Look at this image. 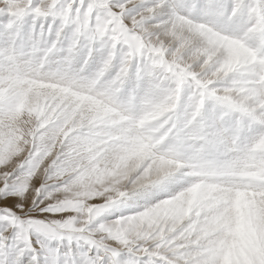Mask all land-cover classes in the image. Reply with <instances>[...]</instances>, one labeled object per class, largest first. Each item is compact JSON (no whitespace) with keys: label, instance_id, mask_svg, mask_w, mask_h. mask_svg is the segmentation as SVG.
<instances>
[{"label":"snow or ice","instance_id":"snow-or-ice-1","mask_svg":"<svg viewBox=\"0 0 264 264\" xmlns=\"http://www.w3.org/2000/svg\"><path fill=\"white\" fill-rule=\"evenodd\" d=\"M26 18L28 48L18 43ZM0 34V264L10 251L11 264H264V0H0ZM97 45L89 76L45 70L58 52L69 66L81 47L87 65ZM96 106L105 119L81 128L83 108ZM250 127L260 131L245 139ZM176 175L189 185L101 219ZM202 186L253 202L246 245L178 210Z\"/></svg>","mask_w":264,"mask_h":264},{"label":"clouds","instance_id":"clouds-1","mask_svg":"<svg viewBox=\"0 0 264 264\" xmlns=\"http://www.w3.org/2000/svg\"><path fill=\"white\" fill-rule=\"evenodd\" d=\"M156 118L158 117L153 115L145 123L151 124ZM104 119L103 110L99 106L85 107L78 124L83 128L93 122H102ZM180 155L183 159L190 158L189 152H182ZM172 163L178 164L179 161H172ZM178 210H183L186 215H191L195 211L197 217L203 213V221L208 230L217 236H238L241 228L250 229L254 226L253 202L244 194H237L228 203L226 198L202 186L189 192L186 201L178 205Z\"/></svg>","mask_w":264,"mask_h":264},{"label":"rangeland","instance_id":"rangeland-1","mask_svg":"<svg viewBox=\"0 0 264 264\" xmlns=\"http://www.w3.org/2000/svg\"><path fill=\"white\" fill-rule=\"evenodd\" d=\"M222 2L227 4V3L230 2V0H222ZM31 24H32L31 18H26L24 24L22 25L23 38L18 43L24 48L30 47V43H31V39H30V36H31ZM230 26L236 27V22L230 23ZM2 38L5 39V38H8V37L3 35V34H0V48L6 47L8 45V42H9V40H8L9 38L7 39L8 41L5 39L6 42ZM70 38H71V32L69 30H65L64 43L66 44L68 42V40H70ZM98 49H100L99 45H97V50ZM56 55H63V52H58L57 54L53 55L49 59L47 65H46V69H45L46 71H48L50 73H60V72H68L69 74L79 73V74H81L83 76H89V75L92 74V73L89 74V75L82 74L80 72V67L78 66V64L73 62V61H76V60H82V61L84 60V57L87 55V49L86 48L81 47L79 53L73 57V60H72L71 64L69 66H67V67L63 63V56H62V59L58 61V60H56L54 58V57H56ZM102 55H100L101 58H102ZM92 58H93V56H92ZM92 58L89 60V63L87 65L83 64V67L85 69L91 68V70L94 73L98 63L100 62V59H98V58L92 59ZM133 71L135 72V68H133ZM134 72H132L131 74H133ZM129 85H136V82L135 83H127L125 88L127 86H129ZM184 96L189 97L190 96V91L185 89ZM213 105H215V104L214 103H209L208 105H206L205 109L203 111V114L206 111V109L207 110L210 109ZM179 111H180V106H179ZM166 197H168V196H166ZM130 199H132V197ZM130 199L125 201L123 204H121L117 208H113V209L107 210L105 213L102 214L101 219L104 220V221H108V220L115 219L117 216L130 214V213L136 211V210H130L127 213H120V208H125L126 205L131 203V202H129ZM161 199H163V198H161ZM155 202H153V203H155ZM139 209L140 208H138V210ZM238 237H239V243L241 245H246L248 243L249 229L241 228V230H240V232L238 234ZM40 239H42L40 234H38V233H33L32 234L31 240H32L33 247H36V248L40 247V244L38 243V240H40ZM53 246H55V242H53ZM60 247H61L62 251H67L69 246H68L67 242H64L63 244L60 245ZM70 247H71L72 256L69 259H75L78 256V246H77L76 242H72ZM23 259L25 260V264H27L28 257L25 256ZM13 260H14V253H12L10 251L9 256H8L9 264H11V262ZM41 260L43 261V257H41Z\"/></svg>","mask_w":264,"mask_h":264},{"label":"bare ground","instance_id":"bare-ground-1","mask_svg":"<svg viewBox=\"0 0 264 264\" xmlns=\"http://www.w3.org/2000/svg\"><path fill=\"white\" fill-rule=\"evenodd\" d=\"M167 11H168V9H166V8L162 10V12L164 13L161 16L162 19L167 18V15H166ZM197 19H199V18H197ZM155 22L156 21H152V23H155ZM225 26L229 29L235 28L233 26H230V23L225 25ZM2 39H4V38H2ZM5 39L7 40L8 38H5ZM5 39H4V41H5ZM102 54H103V51L101 49H98L94 53L92 59L98 58L101 60L100 55H102ZM62 56L63 55H56V57H54V58L59 61L62 59ZM73 62L78 64V66L80 67V72L82 74L89 75V74L93 73L91 68L85 69L83 67V61L82 60H76ZM132 72H134V71L132 70ZM135 82H136V80H135V72H134L133 74L130 75V78H129L127 83H135ZM135 86L136 85H129L123 90V92L125 94L130 93V92H132V90ZM187 99H188V97L184 96V98L182 99V101L180 103V111H179L180 115H183V113L185 111V107L187 105ZM218 111H219L218 106L213 105L210 109H208V110L206 109V111L204 112V114H203L204 118L209 125L214 124L216 117L218 115ZM224 126L228 127L229 125H228V123H226ZM259 131L260 130L258 128H251V127L248 128L245 139H250V138L254 137L255 135H257L259 133ZM188 185H189V180L187 178H184L180 175H176L164 185L150 189L149 191L144 192V193H137L136 195H133L132 199L129 200V202H131V203L126 205L125 208H120V213H127L130 210H136L137 211L138 208H142L144 205L151 204L157 200H160L161 198H164V197L166 198V196H169L172 193L178 192V191L182 190L183 188L187 187Z\"/></svg>","mask_w":264,"mask_h":264}]
</instances>
